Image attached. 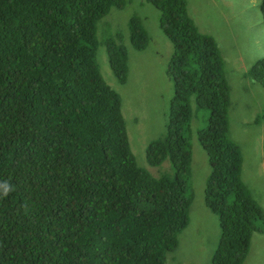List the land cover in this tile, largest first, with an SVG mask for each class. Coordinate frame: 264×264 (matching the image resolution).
Returning a JSON list of instances; mask_svg holds the SVG:
<instances>
[{
	"label": "trees",
	"instance_id": "16d2710c",
	"mask_svg": "<svg viewBox=\"0 0 264 264\" xmlns=\"http://www.w3.org/2000/svg\"><path fill=\"white\" fill-rule=\"evenodd\" d=\"M145 1L173 47L166 129L145 148L149 166H171L158 177L137 166L121 101L95 61L98 22L125 0H0V182L14 187L0 198V264H164L189 222L193 96L209 111L197 139L210 167L204 204L220 228L210 264H243L252 234H264L227 137L230 88L216 42L185 0ZM128 27L143 51L146 32L135 20ZM106 53L124 83L126 53L109 43ZM247 76L264 86V59Z\"/></svg>",
	"mask_w": 264,
	"mask_h": 264
},
{
	"label": "rangeland",
	"instance_id": "374dc122",
	"mask_svg": "<svg viewBox=\"0 0 264 264\" xmlns=\"http://www.w3.org/2000/svg\"><path fill=\"white\" fill-rule=\"evenodd\" d=\"M188 15L199 32L216 42L230 88L228 139L242 157L243 179L259 205H264V86L247 76L249 69L264 59L262 0H185ZM135 20L147 34L143 51L130 39L128 23ZM96 65L121 101L128 141L138 167L153 177L171 173L164 162L148 165L145 148L166 129V114L173 93L167 66L173 47L159 23V11L145 0H125L122 7L110 8L97 25ZM126 53V79L120 83L108 63L106 44ZM189 141L192 150L188 189L192 195L189 222L177 235V246L164 256V264H210L220 228L216 215L204 204V188L210 173L206 152L197 134L207 125L209 111L200 109L190 98ZM243 264H264V234L253 233Z\"/></svg>",
	"mask_w": 264,
	"mask_h": 264
},
{
	"label": "clouds",
	"instance_id": "9594fccd",
	"mask_svg": "<svg viewBox=\"0 0 264 264\" xmlns=\"http://www.w3.org/2000/svg\"><path fill=\"white\" fill-rule=\"evenodd\" d=\"M31 55L33 56V52L31 49ZM101 75V74H100ZM104 80V79H103ZM106 83V82H105ZM107 84V83H106ZM122 84V83H121ZM108 85V84H107ZM109 86V85H108ZM110 87V86H109ZM14 190V187L11 185L9 181L0 182V198H6L10 193Z\"/></svg>",
	"mask_w": 264,
	"mask_h": 264
},
{
	"label": "crops",
	"instance_id": "0c3cea01",
	"mask_svg": "<svg viewBox=\"0 0 264 264\" xmlns=\"http://www.w3.org/2000/svg\"><path fill=\"white\" fill-rule=\"evenodd\" d=\"M192 19V18H191ZM241 179H242V181H243V183L245 184V182H244V179H243V174H242V169H241ZM245 186H246V184H245ZM247 187V186H246ZM248 188V187H247ZM249 190V189H248ZM251 196H252V194H251ZM252 198L256 201V199L252 196ZM257 202V201H256ZM259 205V204H258ZM263 210H264V205H259ZM250 244H251V242H250Z\"/></svg>",
	"mask_w": 264,
	"mask_h": 264
}]
</instances>
